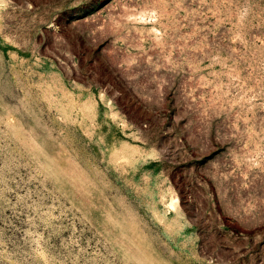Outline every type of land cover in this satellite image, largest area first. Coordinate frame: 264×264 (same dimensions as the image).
<instances>
[{
	"label": "rangeland",
	"instance_id": "rangeland-1",
	"mask_svg": "<svg viewBox=\"0 0 264 264\" xmlns=\"http://www.w3.org/2000/svg\"><path fill=\"white\" fill-rule=\"evenodd\" d=\"M0 264H264V0H0Z\"/></svg>",
	"mask_w": 264,
	"mask_h": 264
}]
</instances>
